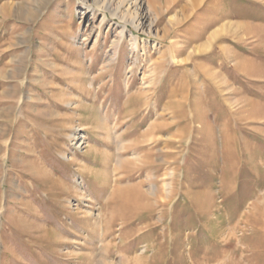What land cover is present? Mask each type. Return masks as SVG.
<instances>
[{
	"label": "rangeland",
	"instance_id": "obj_1",
	"mask_svg": "<svg viewBox=\"0 0 264 264\" xmlns=\"http://www.w3.org/2000/svg\"><path fill=\"white\" fill-rule=\"evenodd\" d=\"M98 1L0 0V264H264V0Z\"/></svg>",
	"mask_w": 264,
	"mask_h": 264
},
{
	"label": "bare ground",
	"instance_id": "obj_2",
	"mask_svg": "<svg viewBox=\"0 0 264 264\" xmlns=\"http://www.w3.org/2000/svg\"><path fill=\"white\" fill-rule=\"evenodd\" d=\"M85 1V0H84ZM95 1V0H94ZM98 1V0H97ZM127 1V0H126ZM138 0H134V1H128L129 3H133V2H137ZM98 2H100V1H98ZM126 3V2H125ZM124 5V4H123ZM118 6V5H117ZM129 6V5H128ZM85 7H91V9L92 10H94V6L92 7V5H89V4H86L85 5ZM114 7V6H113ZM112 7V8H113ZM125 7H126V5H125ZM134 7V6H133ZM12 8V5L11 4H8V3H3V4H1L0 5V26L1 25H3L4 23H5V21L7 20L6 18H7V15L9 16V12H11V9ZM18 9H20V6L19 7H17ZM98 8H99V6H98ZM97 8V9H98ZM126 10H123L124 11V13H123V16H121L122 18H123V20L125 19V17L127 16V15H131V13L133 12H130L129 10H131V8L128 10V8H125ZM137 9V8H136ZM108 10V9H107ZM133 10V9H132ZM23 13V12H22ZM111 13L113 14V15H115L116 13L114 12V11H112L111 10ZM120 14V13H119ZM127 14V15H126ZM121 15V14H120ZM128 17V16H127ZM140 25V24H139ZM123 28H124V25L122 26ZM123 31V30H122ZM121 31V32H122ZM165 196V195H164ZM255 222V221H254ZM125 240V239H124Z\"/></svg>",
	"mask_w": 264,
	"mask_h": 264
}]
</instances>
